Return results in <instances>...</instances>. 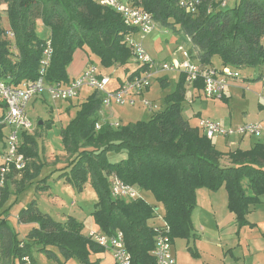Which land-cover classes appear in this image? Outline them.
<instances>
[{
    "label": "trees",
    "instance_id": "obj_1",
    "mask_svg": "<svg viewBox=\"0 0 264 264\" xmlns=\"http://www.w3.org/2000/svg\"><path fill=\"white\" fill-rule=\"evenodd\" d=\"M180 1L140 0L137 5L150 13L158 26L175 36L188 38L190 54L202 65L214 67L213 59L219 57L221 67L260 71L253 81L264 82V0H238L229 9L221 7L223 0H209L195 15L186 14L179 6ZM2 2L9 5L7 17L11 29L5 31L0 25V79L14 87L21 88L23 83L39 79L47 39L54 49L45 77L51 84L67 85L73 80L68 67L75 52L86 47L93 56L88 57L87 67L97 66L95 60L99 59V67H121L128 78L146 69L138 64L129 67L133 56L125 40L138 31L127 27L121 15L102 7L97 0ZM39 20L51 31L47 39L36 34ZM9 33L13 34V41ZM185 81L183 74L175 91L167 97V107L149 121L118 123V127L104 122L97 130L105 96L94 91L62 128L65 151L72 156L62 175L78 190L88 184L94 188L98 196L92 214L94 224L108 236L123 232L132 264H155L151 220L156 212L170 227L174 242L193 235L192 213L199 190L224 188L228 209L236 215L239 228L253 227L247 220L250 207L260 204L264 195V144L257 143L248 151H219L199 125L192 126L183 116ZM161 83L165 87L167 77ZM195 87L201 92V83ZM108 88L114 90L111 82ZM36 146L33 136L25 137L22 151L27 158L36 156ZM112 153L120 158L111 161ZM226 156L231 165L221 163ZM114 177L150 194L154 204L144 197L138 201L114 199L110 187ZM9 197L6 185L0 200V264H26V257L30 264H36L35 251L58 261L52 248L62 252L66 260L76 258L80 264H103L100 259L93 260L92 255L107 250L83 234L82 223L74 217L66 222L56 221L35 202L18 214L19 224L34 225L25 238L21 237L8 223L9 210H2Z\"/></svg>",
    "mask_w": 264,
    "mask_h": 264
},
{
    "label": "rangeland",
    "instance_id": "obj_2",
    "mask_svg": "<svg viewBox=\"0 0 264 264\" xmlns=\"http://www.w3.org/2000/svg\"><path fill=\"white\" fill-rule=\"evenodd\" d=\"M223 1L228 3V9L232 8L235 3L238 2V0ZM8 8L9 5L7 3L2 2L0 4V25L5 31L11 29L7 17ZM50 32V29L47 28L41 20H39V22L37 21L36 34L39 38L47 39L50 36ZM173 35L174 33L172 31L157 26L156 31L152 35L146 36V38L143 39L142 34L138 33L136 34V38L140 41L142 39L144 40V47L151 54L156 55L157 58H163L169 56L168 50L164 52V54L158 55L154 52L153 45L155 46V41H158L159 38L162 40L170 37L171 40V36ZM173 40L174 39H172L171 42ZM10 41H13L12 38H10ZM168 41L169 39H166V42ZM166 42L164 40V44H166ZM185 42L186 41H183L179 46L171 43L173 45L172 55H170L171 60L172 57H176L177 54L174 55V53H176L180 47H184L185 50L190 49L189 45ZM148 44L153 45L148 46ZM178 54H180V58L184 61L183 52H178ZM89 56L91 58L93 57L88 47L79 49L75 52L73 62L69 66L70 68L68 67L70 76H74V71H77L75 76L78 77L77 75L79 71L84 66V60ZM193 56L195 57V55ZM95 64L106 76L110 75L107 69L99 67V59L95 60ZM135 64L134 58H132L129 67L134 68ZM213 65L216 68H221V60L219 57L213 59ZM116 69H121V67L116 66ZM238 72L242 78L238 81L240 84L233 88H227L226 95L228 97H226V100L208 99L202 96V93L198 88L185 81L187 95L183 103V116L188 118L191 113L199 111V113H201L199 119L200 117L211 118L221 123L224 127H235V125L239 126L245 123L249 124L261 121L264 117V113L261 112L259 94L263 91L258 89L256 91L255 83H252L251 80L257 78L260 71L253 69H240ZM117 73L120 74L121 79L127 78V74L123 70H119ZM181 75H183L181 72H161L154 75L150 78V87L143 90L141 95L136 96L137 104L135 106L120 104L113 101L110 106L103 107V110L100 113L99 123L102 124L104 122H109L111 124L120 123L125 125L137 121H149L154 114L163 111L167 107V97L175 91ZM166 77L168 83L164 87L161 80ZM112 79H117V75L112 77ZM248 80H251V82ZM108 90L110 89L108 88ZM93 92V88L86 87L82 89L79 97L75 99L74 102L70 103L63 101L54 102L50 98L45 97H34L27 105L26 113L35 126L34 133L31 136H33V139L37 144L34 150L36 156L28 158L27 170L25 169V171H27L26 175L25 171L20 175L18 174V176L14 173L10 175L7 187L10 190L11 195L6 202L8 204L5 207V209L10 211V216L8 215L9 212L6 215L9 225L18 231L23 238L26 237V234L29 231V226L19 225L17 214L20 209L24 206L27 207L32 202H35L42 212L51 213L52 216H50L59 222H66L70 217L75 216L77 221L84 225L83 234L86 237H90L92 232L98 231L92 216L98 202L96 191L89 184L85 185L82 190H78L67 180V176L62 175L64 173V168H66L72 160V156L65 151V145L61 135L62 128L69 123V121L75 116L76 111L79 110L81 103L85 102ZM144 100L149 101L152 106L156 108L154 110L150 109L143 104ZM65 106H67L66 110ZM1 115L2 112L0 110V116ZM191 123L192 125L198 126V118L191 121ZM237 138L240 137L224 139L216 136L213 139V144L218 150L223 152L229 149L234 150L238 147H236V145L230 147V142L237 141ZM246 138L244 141L248 144L242 145L241 148H249L251 140ZM21 139L22 141L25 140L24 137H21ZM253 141L256 143H259V141L264 143L263 139L253 138ZM74 157H76V155H74L73 158ZM109 158L114 162L119 159L120 156L112 153L109 155ZM226 161H228V159L224 162ZM224 162L223 165L226 166ZM37 178L40 180L39 182H36ZM21 188L24 189L19 192ZM198 192H210L212 196L213 192L227 191L222 188L219 191L201 189ZM142 196L148 203L154 204L155 201L150 194L142 193ZM72 203H74V206ZM196 207L199 210H203V218L206 219V221L203 222L202 225L204 224L206 227V236H214V233L215 235L217 234V239H220L224 250L230 245V240H238L236 234L233 232V229L236 228L235 223L229 226L224 234H220V232L217 231V226L213 222V204L209 203L207 198L199 197V193L197 194ZM259 236L264 241V236L260 234ZM203 238L204 237L202 236L195 239L194 235H192V237L188 239L189 245L186 243L187 241L183 239L176 240L175 250L177 254L180 253L182 261L186 260L188 256L191 258L194 257L193 252L197 253L199 250L202 251L204 255L203 261L201 260L200 262L205 261V263L219 264L220 261L223 260L226 253H223L224 250H222V248L218 249L215 247H211V250L215 252L213 253L215 259H210L208 256L210 254L206 249V244L205 241H203ZM55 249L59 260L48 261L49 259L42 254L43 258H47L46 264H80L76 258L66 260L62 252L57 248ZM102 257H106L108 261H112V258L109 255H103ZM93 258L95 259L96 257L92 255V259ZM262 262L264 263V260ZM40 264L43 263L40 262Z\"/></svg>",
    "mask_w": 264,
    "mask_h": 264
},
{
    "label": "built area",
    "instance_id": "obj_3",
    "mask_svg": "<svg viewBox=\"0 0 264 264\" xmlns=\"http://www.w3.org/2000/svg\"><path fill=\"white\" fill-rule=\"evenodd\" d=\"M209 0H181L180 8L190 15L198 13L200 7ZM220 2L221 0H210ZM102 7L111 9L121 15L127 27L136 29L143 36L152 35L158 26L152 15L139 7L140 0H97ZM227 6L226 1L221 2V7ZM12 38L13 34L9 33ZM126 44L132 52L136 64L146 69L140 75L126 78L119 86L109 91L108 87L112 81L111 76L103 75L95 65L88 66L80 76L73 79L69 84H51L46 82L45 77L51 65L54 49L52 41L46 40L43 57L40 61L39 79L23 83L21 88L14 87L8 81L0 79V200L2 192L7 185L12 173L21 174L28 165V158L22 151L25 140L21 137L31 136L35 126L29 119L26 108L29 101L34 97L50 98L54 102H72L77 99L84 88H93L104 94V106H110L113 101L120 104H137L136 96L141 95L143 90L150 87V78L161 72H181L186 75V81L195 86L202 84V96L208 99H222L226 90L232 82L241 80V75L231 67H210L202 65L193 59L189 50L180 47L177 52H183L184 61L174 57L171 61L157 63L147 52L144 45L135 39V36L126 38ZM190 41V40H189ZM260 97V106L264 113V90ZM143 104L154 110L156 107L144 100ZM118 127V123L111 124ZM202 133L213 140L216 136L229 139L261 138L264 135V117L257 123H245L236 127H224L221 123L210 119L200 118L198 122ZM101 124H97V130ZM111 195L114 199L138 201L143 200L142 193L135 187L126 184L118 177L111 181ZM151 228L154 234V248L152 257L155 264H177V258L173 252V240L171 239L170 227L164 221L162 215L155 213L151 220ZM90 238L98 245L111 252L116 264H132L133 257L128 251L125 236L122 231L108 236L99 231L92 232ZM26 264H30L29 258H24Z\"/></svg>",
    "mask_w": 264,
    "mask_h": 264
},
{
    "label": "crops",
    "instance_id": "obj_4",
    "mask_svg": "<svg viewBox=\"0 0 264 264\" xmlns=\"http://www.w3.org/2000/svg\"><path fill=\"white\" fill-rule=\"evenodd\" d=\"M138 33L139 32H137V34ZM139 34H141V33H139ZM171 37H172V39H174L172 42H171L172 39L170 40V37H168V38H165L162 40L159 38L158 41H155V46L153 44H148V46L153 45V50L158 55L164 54V52H166L168 50L169 56H165L163 58H157L156 55L151 54L147 50L149 55L157 63L168 62L171 60L170 55H172V50H173V45L171 43L176 44V46H179L183 43V41H186L185 43H187V45H189V48H190V41L188 38H186L184 36L179 37V36H175V35H173ZM135 38H136V35H135ZM144 38H146V37L143 36V39ZM143 39L141 41L138 39L137 40L140 41L144 45ZM166 39H169V41L166 42ZM164 40H165L166 44H164ZM169 45L171 46V48ZM154 47H156V48H154ZM174 55H176V57L180 58V56H179L180 54H178L177 51H176V53H174ZM173 58L174 57H172V59ZM87 62H88V57L84 60V66L79 71L77 76H80L82 74V72L86 69ZM107 70L110 73L109 76L114 77L117 75V79H112V81H111V86H112L111 89H116L119 86V84L121 83V81L124 80V79H121L120 74L117 73V71H119L121 69L117 70L116 68L113 67V68H108ZM100 72L103 75H105L102 71H100ZM68 74H69V71H68ZM76 74H77V71H74V73H73L74 76H70V74H69L70 79L77 78L75 76ZM251 80H252V83H255V90L256 91H257V89L260 91L264 90L263 81L262 82H254L253 81L254 79H251ZM251 80H248V81L251 82ZM239 84H240V82H232L229 85V87L233 88L235 86H238ZM186 95H187V93H186ZM225 97H228V96L225 94ZM260 108H261V112L263 113V111H262L263 109L261 106H260ZM66 109H67V106H65V110ZM199 115H201V113H199V111H197V112L191 113L188 118H185V117L184 118L187 119L190 122V124L192 125L191 121H194L197 118H198V122H199ZM200 118H202V117H200ZM192 126H195V125H192ZM236 126L237 125H235V127ZM246 139L251 140L249 143V148H241L242 145H246L248 143H246L244 141L245 138L244 139L237 138V141L230 142V147H233L236 145V147H238V148H235L234 150L229 149L225 152H223L221 150H219V151H221L223 153L232 152V151H235L237 149H241L243 151H248V150L252 149L257 144L256 142L253 141V138H246ZM256 139H263L264 140V135H263V137L256 138ZM259 143H262V142L259 141ZM262 144H264V143H262ZM227 159H228V161L224 162ZM223 162L227 166L231 165V161H230L228 156H226L224 158V160H222L221 163L223 164ZM16 176H18V175H16ZM39 181L40 180L37 178L36 182H39ZM198 193H199V197H201V198L205 197L209 200V203L213 204V222L216 224L217 231H219L220 234L226 233L227 228L229 226L233 225V223L236 224V228L233 229V232L236 234L238 240H236V239L230 240V245H228L226 247V249L224 250V247H223L220 239H217V234L215 235V233H214V236L213 235H207V236L205 235L206 227L204 226V224L202 225V223L205 222L206 219L203 218V210H199L197 207L194 209V211L192 213V222H193V229H194L193 235H194L195 239L198 237H202V236L204 237L203 241H205L206 249L208 250V253L210 254V255H208L210 257V259H213V260L215 259V255H213V253H215V252L211 250V247H215L218 249L222 248V250H224L223 253H226L225 257L223 258L222 261H220L219 264H264L262 262L264 260V241L259 236V234L264 236V195L261 197V203L260 204L250 207V212L247 216V220L251 225H253V227L245 226V227L239 228L236 215L234 213L230 212L228 209L227 192H213L212 196H211L210 192H197V194ZM10 195H11V193H10ZM212 197H213V199H212ZM7 204L8 203H6L4 205L2 210L5 209ZM72 205L74 206V203H72ZM24 208H26V206H24L22 209H24ZM205 208H206V206H205ZM22 209H20L19 212ZM19 212H18V214H19ZM18 214H17V217H18ZM47 214L51 215V213H47ZM8 215L10 216V211H9ZM73 217H75V216H73ZM19 225H23V224H19ZM26 226L27 227L29 226V231L32 227H34V225H26ZM176 240L178 241V239H176ZM176 240H174V242H173V252L177 258V264H212V263H205V261L200 262L201 260L203 261L204 255H203V252L200 251L199 249H198L199 251L197 253L193 252L194 257L191 258L190 256H188L186 258V260L182 261L180 258V253L177 254V252L175 250ZM183 240L187 241L186 243H188V245H189L188 239H183ZM52 249L56 252L55 248H52ZM103 255L111 256L112 261H108V259H106V257H102ZM93 256L96 257L95 259H100L103 264L114 262L113 255L109 251L102 253V254H99V255H93ZM34 259H35L36 264L37 263L40 264V262H42L43 264L47 263V258H43L42 254L38 253L37 251H35V253H34ZM93 260H94V258H93ZM48 261H51V260H48Z\"/></svg>",
    "mask_w": 264,
    "mask_h": 264
},
{
    "label": "bare ground",
    "instance_id": "obj_5",
    "mask_svg": "<svg viewBox=\"0 0 264 264\" xmlns=\"http://www.w3.org/2000/svg\"><path fill=\"white\" fill-rule=\"evenodd\" d=\"M121 126V125H120Z\"/></svg>",
    "mask_w": 264,
    "mask_h": 264
}]
</instances>
